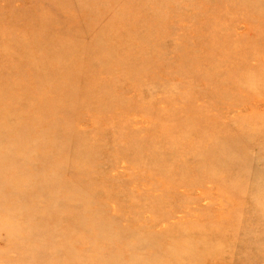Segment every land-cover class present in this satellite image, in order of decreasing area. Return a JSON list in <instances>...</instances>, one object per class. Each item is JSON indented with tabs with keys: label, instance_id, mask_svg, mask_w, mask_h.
<instances>
[{
	"label": "rangeland",
	"instance_id": "rangeland-1",
	"mask_svg": "<svg viewBox=\"0 0 264 264\" xmlns=\"http://www.w3.org/2000/svg\"><path fill=\"white\" fill-rule=\"evenodd\" d=\"M0 264H264V0H0Z\"/></svg>",
	"mask_w": 264,
	"mask_h": 264
}]
</instances>
